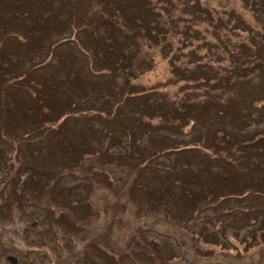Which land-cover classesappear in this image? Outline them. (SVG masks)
Here are the masks:
<instances>
[{
  "label": "rangeland",
  "instance_id": "rangeland-1",
  "mask_svg": "<svg viewBox=\"0 0 264 264\" xmlns=\"http://www.w3.org/2000/svg\"><path fill=\"white\" fill-rule=\"evenodd\" d=\"M148 3L163 24L135 36L151 28ZM1 4L0 264H81L84 252L95 264H145L138 254L153 242L156 264H264V191L245 188L262 182L264 153L243 144L264 133V0ZM137 10L143 23L134 16L128 36ZM129 46L136 93L111 125L116 102L108 108L103 90ZM201 63L212 66L210 83L182 79ZM25 71L39 80L19 93L8 78L25 87ZM197 101L226 112L208 105L197 116ZM29 125L39 134L28 141ZM115 133L121 143L110 142Z\"/></svg>",
  "mask_w": 264,
  "mask_h": 264
},
{
  "label": "trees",
  "instance_id": "trees-1",
  "mask_svg": "<svg viewBox=\"0 0 264 264\" xmlns=\"http://www.w3.org/2000/svg\"><path fill=\"white\" fill-rule=\"evenodd\" d=\"M254 1V0H253ZM261 2H263V1H261ZM153 3V2H152ZM256 3V2H255ZM257 4V3H256ZM148 5V8H147V10H149V16L150 17H152L151 18V28H148V27H146V28H144V29H140V30H138L137 32H135L134 34H135V36L138 34H143V31H145V30H150L151 32H153L154 33V31L159 27V25L161 26L163 23L162 22H157L156 21V17L157 16H155L154 17V14H156V15H159V12H156L153 8H152V6H151V4L150 3H148L147 4ZM153 5L154 6H156V4L155 3H153ZM6 9V6H3L2 4H1V6H0V13L3 11V10H5ZM156 9H158V7L156 6ZM257 9L259 10L260 8H259V6H258V4H257ZM12 11H17V10H15L13 7L11 8V10H9V12L7 13V14H9L10 12H12ZM6 14V15H7ZM109 16H111V17H114L113 15H111V14H109ZM134 16H138V19L136 20V26H138V25H142V23H143V20H142V18L144 17L143 15H139V13H138V10H137V12H135V11H132L130 14H128V15H126V21H125V24H128V26H129V28H131V30H129V32L130 33H127L128 34V36H130V34H132L131 32L134 30V28H138V27H136V26H133V25H130L131 23H129V22H131L133 19H134ZM148 16V17H149ZM199 16V12L196 14V17H198ZM167 19V18H166ZM167 22V21H166ZM106 24H108V22L106 21ZM246 24V22H242V24H241V26L242 25H245ZM109 25V24H108ZM264 28V23H262V27H261V29H263ZM127 34H125V35H127ZM140 36V35H139ZM125 36L123 37V40H125ZM25 41H26V39H25ZM130 42H134V41H130ZM22 43H24L23 41H22ZM128 46V45H127ZM124 50L126 51V52H128L129 54H132V57H130V56H128L127 54V58H126V60L125 61H118V62H112V63H114V64H118V68H119V72L117 73V74H115V75H113L112 73H110L109 71V73H110V78H112V77H114L115 76V78L114 79H110V81H108L107 82V86H106V88L103 90V92L105 93V94H107L108 96H104V103L108 106V108H109V106L111 107L112 106V98L115 100V102H116V108H115V110H112V109H109L108 110V112H109V115H113L112 116V118H111V125H115L116 123H114V120H115V118H116V116L119 114V112H120V108H121V106H122V103L121 102H123V99L125 98V101H124V103H126V106L128 107V104H129V102H130V98H132V97H134V94L133 93H136L135 91H132L134 88H136L137 87V85L134 83V84H129L128 82V79H130V77H134V74H136L135 73V71H136V69L138 68V66H137V64H134L133 65V59H135V56L136 55H134L135 54V51H136V54H137V50L136 49H134L133 50V47H130L129 46V48H127V49H125L124 48ZM259 50V49H258ZM260 50H259V52H257V56L258 55H260ZM262 53V52H261ZM134 55V56H133ZM133 58V59H132ZM259 60H260V62L261 63H258L257 65L258 66H261V67H264V65L262 64V62H263V57H260V58H258ZM176 61V60H175ZM198 61H200V59L198 60ZM7 64V63H6ZM201 64H204L203 66H199V68H198V71H196V72H194V71H191V70H183V69H181L180 71H182V73H181V75H183L184 76V78H182L183 80H185V81H194V82H197V81H203V83L206 85V84H208V83H210V78H212V77H214V71L212 70V66L210 65V64H206V63H201ZM7 65H9V64H7ZM2 67V66H1ZM105 67H107V65L105 66ZM180 69V68H179ZM30 74V73H29ZM95 74V73H94ZM22 75L23 76H21L20 77V79H26L27 80V82H28V84L25 86V87H21V88H18V86H17V83L15 82V81H17V78H13V79H9L8 78V81L10 82V85L12 86V88H16V89H19L18 90V92L20 93L22 90H26V91H31L29 88L34 84V82L36 81V80H39V79H36V80H32L30 77H28V72L26 73V71H25V73H22ZM96 76H97V74H95ZM0 76H2V75H0ZM124 76H125V78H124ZM126 76H128V77H126ZM98 77V76H97ZM28 78H30V81H29V79ZM11 80H14V81H11ZM119 81V85H118V87H115L114 85H113V83H115V82H118ZM88 83H90V82H88ZM88 83H86V85L88 84ZM213 83H215V82H213ZM217 83V82H216ZM30 84H31V86H30ZM94 83H91L90 85H93ZM80 86V85H79ZM78 86V87H79ZM127 88V89H126ZM204 88H206V87H204ZM130 89H132V90H130ZM130 90V91H129ZM109 92L110 93H112V95L111 96H109ZM123 93V94H122ZM91 94V93H90ZM120 94H122V97L120 96ZM96 95V94H95ZM97 97V96H96ZM56 99V98H55ZM87 100H90V97L89 98H87ZM56 101H57V99H56ZM153 101V100H152ZM207 101V100H206ZM206 101H204V103H202V101H197L196 103H193L192 104V106L194 105L195 106V108H196V110H198V113H197V116H198V114H205L206 113V109L208 110L209 108H208V105L209 106H211V107H213V110L214 111H216V114L217 115H223L224 114V112H226V107H227V105H222L220 102H216L215 103V105L214 106H212L211 105V103H209L208 104V102H206ZM207 103V104H206ZM139 109H140V112H141V119L143 118V120H145L144 119V116H146L147 115V112H145L144 110H142L141 109V107H139ZM190 112L192 111L191 110V108L190 109H188ZM139 110H134V111H132V112H130L129 111V109H128V114H130V115H132V114H137V112H138ZM186 111V110H185ZM203 116H205V115H203ZM36 117V116H35ZM198 119H201V118H198V117H195L194 118V116L191 118V120H198ZM130 117H128V116H126V121H125V124H123V127H130V126H128L127 124L128 123H130ZM43 122H45V121H43ZM146 123V122H145ZM147 124H149V123H147ZM30 126V128H29V130H28V135L26 136V138H28V141H29V139H30V136L32 137V135L35 133V134H39V132H38V130H36L35 129V126L34 125H29ZM120 127L121 126H119V127H116V126H114V128H115V130H118V133L119 132H121L120 131ZM40 129V128H39ZM128 131H131V129H128ZM131 133H132V131H131ZM257 134V135H256ZM223 136L224 137H226V139H229V138H227L228 136L225 134V133H223ZM113 137H118L119 139H121L122 140V138H121V136H119V135H117L116 133L113 135ZM31 143V142H30ZM214 143V145L215 146H220L221 144H219V142H217V143H215V142H213ZM243 144L245 145V147L247 148V149H250L251 148V146L253 145V147H254V150L256 151H259V152H263L264 153V133L263 132H260V131H256L253 135H251V136H249V138H246V139H244V142H243ZM29 151H31V150H29ZM18 154H19V151L17 150V151H15V153H13L12 155H11V157H10V159H9V161H8V164H7V168H9L11 171H12V168L14 167V166H16V164H18V161H19V157H18ZM263 160V158L262 157H260V156H258V154H257V152H255V158H254V160L253 161H255V162H253L254 164H258L259 162H261ZM15 173V172H14ZM14 173L12 174V176L10 177L11 179H12V177L14 176ZM216 173V172H215ZM253 178L254 177H252L251 179H250V181H249V186L247 187V186H245V188L246 189H249L250 187H252V186H254V187H256V188H258L259 190H263L264 191V178H263V180H262V182H259V178H256V180L254 179V181H253ZM263 183V184H262ZM208 187H210V184H207V189H208ZM243 187H241L240 189H242ZM244 188V189H245ZM230 192H231V194L233 195L234 193H235V191H238V189H231V190H229ZM208 193H209V191H208ZM226 195H224L223 194V197H225ZM16 204H20V201L19 200H17L16 201ZM6 213L7 212H4V214L3 215H0V218H3V217H6L5 215H6ZM41 242V241H40ZM146 245H150L152 248H150V247H146V248H149L150 250L147 252V253H141V254H138V255H142V256H144V257H146L147 258V260L145 259V258H142V259H144V261H146V263L145 264H156V263H153V261H154V259H150L148 256H155V254H153L154 252H156V250L155 251H151V250H154V247H157V244L155 243V242H153V243H149V244H145V246ZM160 248V247H159ZM89 252L88 253H86V252H84V254H82V258H87V259H89V257H91V254H89ZM148 255V256H147ZM183 255V254H182ZM181 255V256H182ZM181 256H173V257H178V258H180ZM122 260L123 259H121L120 261L122 262ZM132 260H134V259H132ZM152 260V261H151ZM94 262L96 263V260H94ZM150 262V263H149ZM81 264H83V262H81ZM173 264V263H172Z\"/></svg>",
  "mask_w": 264,
  "mask_h": 264
},
{
  "label": "flooded vegetation",
  "instance_id": "flooded-vegetation-1",
  "mask_svg": "<svg viewBox=\"0 0 264 264\" xmlns=\"http://www.w3.org/2000/svg\"><path fill=\"white\" fill-rule=\"evenodd\" d=\"M89 254H90V253H89ZM89 254H88V255H89ZM92 258H93L92 256L89 257V259H87V258L85 259V258H84V261H83L84 264H95L94 259H92Z\"/></svg>",
  "mask_w": 264,
  "mask_h": 264
},
{
  "label": "water",
  "instance_id": "water-1",
  "mask_svg": "<svg viewBox=\"0 0 264 264\" xmlns=\"http://www.w3.org/2000/svg\"><path fill=\"white\" fill-rule=\"evenodd\" d=\"M10 259L13 260V261L15 260V258H13V257H10Z\"/></svg>",
  "mask_w": 264,
  "mask_h": 264
}]
</instances>
